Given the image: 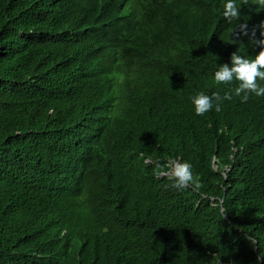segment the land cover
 Here are the masks:
<instances>
[{"label": "trees", "instance_id": "1", "mask_svg": "<svg viewBox=\"0 0 264 264\" xmlns=\"http://www.w3.org/2000/svg\"><path fill=\"white\" fill-rule=\"evenodd\" d=\"M225 2L0 0V264H264V96L190 99L258 51Z\"/></svg>", "mask_w": 264, "mask_h": 264}, {"label": "clouds", "instance_id": "2", "mask_svg": "<svg viewBox=\"0 0 264 264\" xmlns=\"http://www.w3.org/2000/svg\"><path fill=\"white\" fill-rule=\"evenodd\" d=\"M223 15L230 23L238 20L240 17V8L236 0H226L223 5ZM259 32V36H257ZM247 37L248 41L254 45L256 54L254 57H246L239 54V49L230 54L229 63H221L216 67L213 78L216 84L232 85L238 82L235 87L229 88L223 95L219 91L213 92L211 95L205 94L203 91L196 92L190 99L194 106L196 115H204L211 111L214 107L217 112L221 111V105L225 100H231L233 95L240 97L242 101H246L250 94L257 97L264 96V85L259 83L264 81V20L249 28L246 23L238 25V32L233 44ZM155 175L157 178L167 176L174 181L172 187L176 189H184L195 185L200 187L192 173L191 164L181 161L179 158L169 159L163 165L159 162L155 164ZM253 243H255L253 241ZM257 256V262L261 259Z\"/></svg>", "mask_w": 264, "mask_h": 264}, {"label": "bare ground", "instance_id": "3", "mask_svg": "<svg viewBox=\"0 0 264 264\" xmlns=\"http://www.w3.org/2000/svg\"><path fill=\"white\" fill-rule=\"evenodd\" d=\"M177 10V9H176Z\"/></svg>", "mask_w": 264, "mask_h": 264}]
</instances>
